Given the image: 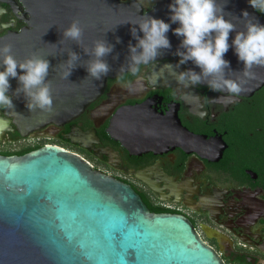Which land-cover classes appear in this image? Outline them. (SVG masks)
Returning <instances> with one entry per match:
<instances>
[{
	"label": "flooded vegetation",
	"instance_id": "flooded-vegetation-1",
	"mask_svg": "<svg viewBox=\"0 0 264 264\" xmlns=\"http://www.w3.org/2000/svg\"><path fill=\"white\" fill-rule=\"evenodd\" d=\"M118 1L136 3L145 13L163 0ZM33 2L49 6L52 25L33 28L30 22L39 14H30L26 0H0V40L18 37V61L47 59L52 104H65L62 88L79 87L81 75L62 78L70 70L63 63L69 52L50 40L78 20L66 16L80 0ZM178 60L172 55L141 65L138 76H125L131 90L117 83L119 75L106 77L97 98L58 124L23 123L26 101L23 94L13 97L12 109H0V155L45 144L69 147L94 169L127 184L149 213L184 217L222 264H264V86L250 96L214 92L206 84L185 88L172 74L186 68H176ZM107 103L109 110L94 114Z\"/></svg>",
	"mask_w": 264,
	"mask_h": 264
},
{
	"label": "water",
	"instance_id": "water-1",
	"mask_svg": "<svg viewBox=\"0 0 264 264\" xmlns=\"http://www.w3.org/2000/svg\"><path fill=\"white\" fill-rule=\"evenodd\" d=\"M33 1L26 0L27 8L32 15L38 11L39 17L38 20L33 18L30 25L37 30L51 26L49 6L40 3L36 7ZM217 2L223 4L224 0ZM171 3L172 0H163L145 13L136 3L118 0H80L74 8L69 7L71 13L66 17L78 18L84 29L83 44L79 47L75 41L62 37L49 40L60 41L68 52L81 56L72 71V75H81V84L77 87L65 83L62 88L65 104H52L50 111H30L24 105L19 119L23 123L39 120L58 124L80 114L102 92L106 77L120 75V65L128 63L125 59L128 45L131 42L135 46L137 41L130 33L133 25L124 23L135 24L139 15L144 14L171 23L168 8ZM243 11L264 25V18L248 0H226L225 19L242 18ZM233 22L243 30L242 20ZM178 26L171 24V29ZM172 30L167 33L171 50L163 51L157 60L172 56L181 43L182 38L173 35ZM138 35L143 37L139 31ZM235 35L236 32L229 34V44ZM117 37L120 43H116ZM99 39H106L115 47L105 58L112 70L101 81H96L87 77L88 73L81 66L89 59L81 48L91 49L93 42ZM5 44L12 46L11 54L17 59L18 37L2 38L0 46ZM117 55L118 59L113 60ZM224 59L230 61L233 71L243 70L234 48L229 49ZM185 66L194 67L191 62ZM195 70L199 72L198 68ZM252 71L254 78L247 81L240 96H250L264 86V67H254ZM9 82L15 90V79L10 78ZM109 109L107 103L94 114ZM113 129L110 120V134ZM129 243L136 245V251L127 252L126 258L135 260L139 256L140 264H222L197 238L184 217L149 213L127 184L94 169L73 152L45 144L25 153L0 155V264H116Z\"/></svg>",
	"mask_w": 264,
	"mask_h": 264
},
{
	"label": "clouds",
	"instance_id": "clouds-1",
	"mask_svg": "<svg viewBox=\"0 0 264 264\" xmlns=\"http://www.w3.org/2000/svg\"><path fill=\"white\" fill-rule=\"evenodd\" d=\"M248 2L253 9L264 13V0H248ZM225 5L226 0L223 4L218 3L217 0H172V3L168 5L171 23L147 14L139 15L135 24L124 23L133 25L130 33L137 43L135 46L129 43L128 55L125 58L128 63L120 65L121 75L117 77V83L131 90L132 81L126 80L125 76L128 74L133 77L138 76L141 65L147 66L157 61L163 51H170L172 45L167 33L172 30L171 24H178L179 26L172 30L173 35L182 38L177 50L173 53L179 58L175 67L180 69L182 65H187L189 62L194 67L185 68L179 72L174 71L172 74L177 84L184 85L185 88L206 84L214 92H226L232 96L240 95L245 90L244 85L247 81L254 78L252 69L264 67V25L256 21L255 17H250L247 11L241 13L242 18L233 16L232 19H225ZM233 20H242L243 30H239ZM138 31L143 33L142 38L138 35ZM232 32H236V35L229 44V34ZM83 34L84 29L79 20H73L63 31L62 38L75 41L81 47ZM116 43H120L118 37ZM114 47L106 39H99L93 42L91 49L81 48L89 57L81 65L88 73L87 77L101 81L108 76L112 69L105 58L113 53ZM230 48H234L238 61L242 62V71H233L230 61L224 59ZM11 53L10 44L0 46V67L3 68V71H0V109H12L13 97L18 98L23 94L25 106L30 111L34 109L50 111L53 103L51 82L47 79L50 62L36 55L18 61ZM67 54L68 59L63 63L67 64L70 70L62 78L68 80L78 62L81 61V56L74 51ZM117 59L118 55L113 57V60ZM168 67L171 68L172 65L169 64ZM196 68L199 72L195 70ZM18 69L23 74H18ZM237 72L239 75H235ZM233 75L235 78H232ZM10 78L18 82V87L11 95L9 94Z\"/></svg>",
	"mask_w": 264,
	"mask_h": 264
},
{
	"label": "snow or ice",
	"instance_id": "snow-or-ice-1",
	"mask_svg": "<svg viewBox=\"0 0 264 264\" xmlns=\"http://www.w3.org/2000/svg\"><path fill=\"white\" fill-rule=\"evenodd\" d=\"M135 252L136 251V245L129 243L127 247L125 248L124 254H122L119 258V260L116 262V264H140V257L137 256L135 260H129L126 258L127 252Z\"/></svg>",
	"mask_w": 264,
	"mask_h": 264
},
{
	"label": "trees",
	"instance_id": "trees-1",
	"mask_svg": "<svg viewBox=\"0 0 264 264\" xmlns=\"http://www.w3.org/2000/svg\"><path fill=\"white\" fill-rule=\"evenodd\" d=\"M58 146L64 149V146H63V145H58ZM36 148H37V147L30 148V149H26L25 152H29V151L34 150V149H36ZM25 152H23V153H25Z\"/></svg>",
	"mask_w": 264,
	"mask_h": 264
},
{
	"label": "rangeland",
	"instance_id": "rangeland-1",
	"mask_svg": "<svg viewBox=\"0 0 264 264\" xmlns=\"http://www.w3.org/2000/svg\"><path fill=\"white\" fill-rule=\"evenodd\" d=\"M49 142H51V143H55V141H52V140H50ZM64 149H66V150L72 152L71 149H70L69 147L64 146Z\"/></svg>",
	"mask_w": 264,
	"mask_h": 264
},
{
	"label": "built area",
	"instance_id": "built-area-1",
	"mask_svg": "<svg viewBox=\"0 0 264 264\" xmlns=\"http://www.w3.org/2000/svg\"><path fill=\"white\" fill-rule=\"evenodd\" d=\"M81 157V156H80ZM82 158V157H81ZM85 160V159H84ZM86 161V160H85Z\"/></svg>",
	"mask_w": 264,
	"mask_h": 264
}]
</instances>
